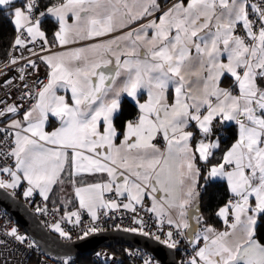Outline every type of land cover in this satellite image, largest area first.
Masks as SVG:
<instances>
[{
  "label": "snow or ice",
  "instance_id": "snow-or-ice-1",
  "mask_svg": "<svg viewBox=\"0 0 264 264\" xmlns=\"http://www.w3.org/2000/svg\"><path fill=\"white\" fill-rule=\"evenodd\" d=\"M0 16L17 33L12 44L17 51L38 38L45 50L49 42L42 29L49 18L61 46L145 21L86 48L46 56L27 49L51 71L47 83L37 80L34 97L30 91L20 97L34 99L29 106L0 100V119L8 121L0 133L11 145L6 151L0 146V189L15 194L26 183V200L39 194L48 201L66 166L70 176L106 173V182L75 187L79 210L62 217L79 225L80 210L90 214L93 224L79 239L100 230L95 225L99 210L136 213L137 205L150 199L147 210L170 226L167 232L159 229L163 239L145 232L135 216L133 222L141 226L123 230L151 235L177 251L186 241L191 251L184 248L177 264H264L258 236L264 223V0L166 5L160 0H0ZM9 56L11 65L18 63ZM27 64L38 68L34 60ZM226 76L231 83L224 87ZM60 89L70 90V96L58 94ZM125 97L137 112L123 120L121 131L117 121L124 116ZM231 125L235 140L224 147L220 133ZM157 136L165 141L163 150L153 142ZM201 178L227 182L231 198L216 213L224 230L200 214ZM105 194L112 195L105 200ZM36 211L47 214L48 209L37 206ZM50 227L72 240L60 222ZM7 234L25 242L15 227Z\"/></svg>",
  "mask_w": 264,
  "mask_h": 264
},
{
  "label": "built area",
  "instance_id": "built-area-1",
  "mask_svg": "<svg viewBox=\"0 0 264 264\" xmlns=\"http://www.w3.org/2000/svg\"><path fill=\"white\" fill-rule=\"evenodd\" d=\"M42 45L43 41L38 38L35 44L29 43L27 48L20 49L19 51L14 50L11 46L9 53L18 59V63L15 65L10 64L9 53L6 59H0V100H4L9 104L13 102L24 103L25 107L34 102V99L21 101L20 97L23 93L29 91L34 97L36 88L39 87V85L36 83L37 80L47 83L48 75L50 73L49 69L43 63V61L38 58V56L32 55L27 50L32 49V51L37 52L39 56H45L51 51L52 47L48 43V45H44L45 50L42 51ZM28 59L34 60L38 65V68H31L27 64ZM5 65L8 66L5 67ZM21 68L24 69L23 72L20 71ZM21 76H24L23 80L20 79ZM7 80H11L12 83L6 84L5 81ZM24 85H27L28 87L25 88ZM0 107H3V105H0ZM11 115L13 114H10V116ZM6 123H8L7 120L0 119V128L4 127V124ZM160 142L161 140L157 138L156 143L160 144ZM0 146H2L5 151L11 146L10 141L8 143L3 142V133H0ZM20 191L21 189H16V192ZM110 195L112 194H105L104 199L108 200ZM30 200L31 202L24 198V201L31 207L40 221L49 230L51 228V224L60 222L61 226L71 234L72 240H66L63 238L65 241L79 240V237L82 235V230L86 226L93 224L90 214H88L86 211L80 210L81 223L76 225L74 223L60 220L58 210L52 207L47 201H43V198L39 194H34ZM118 200L124 202L122 198H118ZM45 205L48 209L47 214H41L36 211L37 206L43 207ZM150 206V199H145L144 206L142 207L138 205L136 213H132L131 211L124 210L122 208L117 210H99V218L95 221V225L100 230L92 234L123 230L124 228L131 227L138 228L141 225L133 222V217L135 216L136 219L143 221V230L145 232L161 235V238L163 239V235L159 229L162 227L163 231L167 232L170 226L166 222L161 225L160 219L156 218L154 213L147 210V208ZM13 227L17 229V232L20 235L26 237L23 244H21L11 235L7 234ZM225 227L226 225L223 224V226L219 229L224 230ZM133 233L141 234L139 231ZM148 237L154 239V237L151 235ZM0 241H3V243H0V264H31L33 256L37 253L40 254L38 258V264H64V259L66 258L69 259V264H75L76 258L73 257L58 258L56 256L41 253L32 238L28 236V234L12 217H10V215L2 207H0ZM30 242L33 244V247L31 248L28 247ZM184 248H188L189 252L191 251L187 245V242H183L181 245V250L178 251L179 260L184 256ZM91 259L95 264H122L124 262L127 264H144L145 259L150 260L152 264H155L156 262V260L151 255L137 248H126V250L119 251H116L110 247L98 248L91 253Z\"/></svg>",
  "mask_w": 264,
  "mask_h": 264
},
{
  "label": "water",
  "instance_id": "water-1",
  "mask_svg": "<svg viewBox=\"0 0 264 264\" xmlns=\"http://www.w3.org/2000/svg\"><path fill=\"white\" fill-rule=\"evenodd\" d=\"M0 207L32 238L40 252L44 254L58 258H78L98 248L121 245L143 250L160 264H177L179 261L177 250L169 249L143 234L123 230L101 232L84 239L65 241L52 233L24 200L7 189H0Z\"/></svg>",
  "mask_w": 264,
  "mask_h": 264
},
{
  "label": "trees",
  "instance_id": "trees-1",
  "mask_svg": "<svg viewBox=\"0 0 264 264\" xmlns=\"http://www.w3.org/2000/svg\"><path fill=\"white\" fill-rule=\"evenodd\" d=\"M172 0H162V4H167L171 2ZM59 0H43V3H57ZM43 31L46 33L47 40L50 45H53L54 43V37L53 33L56 31V25L54 21L49 18L46 20V22L43 25ZM16 32L12 26L11 23H9L6 19H4L2 16H0V59H6L8 56V53L10 51V48L13 44V41L15 39ZM229 78V77H228ZM224 78L223 85L228 86L231 83V79ZM123 108H124V116L121 120L117 121V127L121 131L123 130V120L129 119L135 116L137 112L136 105L130 101L127 98L123 99ZM221 138L224 140V147H228L231 145V143L235 140L236 135V127L235 125H231L220 133ZM219 155V153L217 154ZM215 163V161H213ZM200 184L203 186L199 189L201 199L198 201V206L200 210V214L204 221H206L208 224L212 226H220L223 222L216 215L219 208L224 206L228 200L231 198V194L228 190L227 182L224 180H212V181H204L203 178L200 180ZM16 196L19 198H22L21 192L15 193ZM51 204L52 207H55L51 203L50 200L47 201ZM56 208V207H55ZM258 236L261 239V242H264V223H260L258 225ZM127 246H110V248L119 251V250H126L124 248ZM91 253H84L78 258L75 259V264H95L93 260L91 259ZM40 254L37 253L33 256V260L31 261V264H38V258ZM179 256V254H178ZM127 264V263H122Z\"/></svg>",
  "mask_w": 264,
  "mask_h": 264
},
{
  "label": "crops",
  "instance_id": "crops-1",
  "mask_svg": "<svg viewBox=\"0 0 264 264\" xmlns=\"http://www.w3.org/2000/svg\"><path fill=\"white\" fill-rule=\"evenodd\" d=\"M161 1L162 0H160V2ZM171 2H169L167 4H170ZM186 2H187V0H186ZM68 23L69 24L74 23V18L70 17L68 20ZM142 23H145V21L140 20V21H137L135 23H131L128 27H119L118 26V29L116 31L110 33L108 36L97 37V38H92V39H78L75 43H69V44H66L63 46H61L57 41L54 40L51 51L49 53H47L46 55H50L52 53L68 52V51L75 50L78 48H86L87 46L93 45V44L98 43L100 41H106V40H109L113 37H119L121 35H124L129 30L137 28L139 26V24H142ZM44 64L47 66L46 63H44ZM47 68L49 69V72H50L51 69L48 66H47ZM226 78H228V77L226 76ZM195 79H196L195 77H192L193 82H195ZM193 87L195 88V87H197V85L195 83H193ZM224 87H227V86H224ZM58 94L65 95L67 97V96H70V90L65 91L63 89H60V90H58ZM171 96H172V91L170 89L169 90L170 100H171ZM125 98L132 101L131 98H128V97H125ZM145 99H146L145 95L140 96L141 102H143ZM16 118H19V117H16ZM53 125L54 126L56 125L55 121H53ZM48 130L50 131L51 129L49 128ZM157 138H159L161 140L160 144H157L156 140L153 142L156 143L163 150L165 148V141H164L162 136H157ZM121 139H122V137L117 139L116 143L119 144ZM70 171H71L70 167L66 166L65 172L62 174V181L63 182L57 183L56 185H54L53 186V192L49 194L50 195L49 200L51 201V203L53 205H55L56 209L59 212V216H60V214L64 216V214L66 212L79 210L78 198L75 197V187L87 186V185L94 184V183H103V182H106L108 180L106 173H87V172H84V173H81L80 175L70 176L69 175ZM214 180H219V179H214ZM72 181H75V183H73ZM25 187H26V183L22 184L19 188H17V189H21L22 198H24L23 191H24ZM15 192H16V190H15ZM120 198H122L125 203L127 202V200L125 198H123V197H120ZM151 203H152V201H151ZM154 215L156 218H158L155 213H154ZM73 219H75V218H73ZM220 219L222 220V218H220ZM60 220H62L61 217H60ZM65 222H67V220H65ZM222 222H223V220H222ZM222 226H223V223L220 226H214V227L218 230H222V229H219ZM155 264H159V263L156 261Z\"/></svg>",
  "mask_w": 264,
  "mask_h": 264
},
{
  "label": "bare ground",
  "instance_id": "bare-ground-1",
  "mask_svg": "<svg viewBox=\"0 0 264 264\" xmlns=\"http://www.w3.org/2000/svg\"><path fill=\"white\" fill-rule=\"evenodd\" d=\"M43 30V29H42ZM46 34V33H45ZM47 38V37H46ZM51 47H52V45H51ZM21 192V191H20ZM15 193H19V192H15ZM22 193V192H21ZM22 200H24V198L22 199ZM55 208V207H54ZM56 209V208H55ZM52 232V231H51ZM52 233H54V232H52ZM54 234H56V233H54ZM57 235V234H56ZM59 236V235H58ZM126 248V247H125ZM127 248H132V247H127ZM93 252V251H92ZM147 253V252H146ZM149 254V253H148ZM150 255V254H149ZM153 257V256H152ZM177 257H178V260H179V256H178V251H177ZM154 258V257H153ZM155 259V258H154ZM156 260V259H155ZM157 261V260H156ZM158 262V261H157ZM159 263V262H158ZM160 264V263H159Z\"/></svg>",
  "mask_w": 264,
  "mask_h": 264
},
{
  "label": "rangeland",
  "instance_id": "rangeland-1",
  "mask_svg": "<svg viewBox=\"0 0 264 264\" xmlns=\"http://www.w3.org/2000/svg\"><path fill=\"white\" fill-rule=\"evenodd\" d=\"M8 191H10L11 193H13V190H11V189H7ZM60 217H61V219H62V217H63V215H61L60 214ZM63 221H65V219H62ZM68 222V221H67ZM50 230L52 231V232H54V233H56L57 235H59L57 232H55L54 230H52V228H50ZM59 237H61L60 235H59ZM62 238V237H61ZM63 239V238H62Z\"/></svg>",
  "mask_w": 264,
  "mask_h": 264
}]
</instances>
